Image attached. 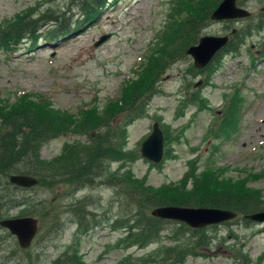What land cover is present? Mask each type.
<instances>
[{"label": "rangeland", "instance_id": "1", "mask_svg": "<svg viewBox=\"0 0 264 264\" xmlns=\"http://www.w3.org/2000/svg\"><path fill=\"white\" fill-rule=\"evenodd\" d=\"M72 1L0 0V23L15 19L28 9L35 10L31 17L35 18L50 8L66 10L74 25L81 16ZM176 1L107 0L91 23L77 28L74 25L75 29L66 37L51 43L44 38L51 27L39 26L35 32L39 35L37 39L24 38L13 48L0 50V107L12 104L19 94H27L33 99L42 98L68 118L71 115L81 120L84 117L81 109L92 105L103 108L106 101L120 95L122 86L145 71L167 28L184 17L183 10L177 11ZM238 5L250 13L248 19L208 20L198 37L221 36L232 28L239 30L247 24L257 27L264 23V0H238ZM257 29L241 41L236 53H219L208 70L194 72L189 67L191 59L186 56L160 75L157 93L149 100L144 114L126 128L124 149L138 153L141 141L152 124L157 123L165 152L157 165L141 157L128 163L126 167L134 177L153 188H161L177 183L190 169L194 177L206 168L223 171L230 177L251 173L257 177L246 187L264 194V25ZM101 37L103 40L96 44ZM231 105L232 111L237 109L234 129L230 128L227 139L215 140V132ZM75 141L84 142V137L66 134L48 140L42 144L39 156L43 160L56 158L63 145ZM121 165L111 162L110 171L121 170ZM186 186L190 187L191 181ZM66 193L67 187L60 183L35 186L15 193L18 198L23 197L27 206L19 202L4 214L12 217L25 215L26 210L37 212L38 203H44V209L53 215L83 197H94L97 208H92L93 211L107 221L86 235L75 237L82 264H123L129 258L131 264H138L135 259L171 245L161 239L162 242L140 249L124 245L118 248L116 241L125 231L124 220L119 217L121 207L118 210L113 191L100 187L80 190L71 196ZM116 217L119 227L112 229L110 223ZM48 223L50 219L45 218L38 225ZM177 226L165 223L161 234ZM62 228L51 236L38 230L25 250L0 228V264H49L74 238L73 225ZM203 236L207 246L201 249V254L187 257L180 264H264V224L233 220L204 228Z\"/></svg>", "mask_w": 264, "mask_h": 264}, {"label": "trees", "instance_id": "2", "mask_svg": "<svg viewBox=\"0 0 264 264\" xmlns=\"http://www.w3.org/2000/svg\"><path fill=\"white\" fill-rule=\"evenodd\" d=\"M72 2L76 3L81 16L80 21H75L77 28L91 23L106 0ZM219 2L220 0H177V11L183 10L184 17L175 20L177 22L167 28L163 42L158 50L152 52L156 56L149 59L145 71L122 86L120 95L106 101L103 108L92 105L81 109L84 110L81 120L72 118L71 115L68 118L42 98L33 99L27 94L17 95L10 105L4 103L0 107V217H4V212L17 206L19 202L27 206L23 197L18 198L15 193L26 192L28 189L8 184L6 177L10 174L32 176L37 180L36 186L40 187L63 184L67 187L66 196L80 190L91 191L105 187L113 191L118 210L121 207L119 217L124 220L123 239L115 246L140 249L166 239L171 243L170 246L159 247L153 255L135 260H138V264H180L187 257L200 255L201 249L207 246L203 229L193 230L179 223L152 218L148 215L151 208L175 205L227 209L236 212L238 217L235 220L244 224L249 222L243 216L264 211V194L246 187L257 177L251 173H246L245 177H230L223 171L206 168L198 177H194V171L190 169L177 183L153 188L146 185L143 179L134 177L126 167L139 158L135 150L124 149L127 126L144 114L149 100L157 93L156 83L160 75L171 64L186 57L185 49L195 44L201 27L209 20L210 13ZM34 12V9H28L19 17L0 23V50L13 48L24 38L37 39L39 35L35 32L39 26L51 27L46 30L48 37H44L48 40L63 38L75 29L70 20L72 16L66 10L46 8L37 17L31 18ZM173 19L175 16L170 23ZM263 25L264 23L259 26ZM259 26L247 24L237 30L219 53H236L241 41L250 36L253 30L257 32ZM211 62L202 70H197L192 65L189 67L194 72H201L208 70ZM231 109L232 105L225 112L220 128L215 132V140L227 139L229 130L234 129L237 109ZM66 134L82 136L84 142L75 141L63 145L61 153L51 160L40 158L39 150L43 143ZM164 152L163 150V154ZM111 162H120L122 169L111 172ZM190 181L191 186L187 187ZM96 203L94 197H83L63 207L62 211L56 210L53 215L44 209V203H38L37 212L25 211V215L36 217L38 222L50 219L47 226L45 224L38 229L43 231L44 236L58 234L66 224L74 226L71 244L49 264H82L77 256L79 242L74 240L75 237L84 236L107 221L102 214L98 215L93 211L92 208H97ZM165 223L178 226L161 234ZM110 227H119L117 217L110 223ZM129 261L130 258L123 264H131Z\"/></svg>", "mask_w": 264, "mask_h": 264}, {"label": "water", "instance_id": "3", "mask_svg": "<svg viewBox=\"0 0 264 264\" xmlns=\"http://www.w3.org/2000/svg\"><path fill=\"white\" fill-rule=\"evenodd\" d=\"M248 16L249 13L247 11L235 5V0H221L210 13L209 19L221 21L243 19ZM234 32L235 30L232 29L231 33ZM103 38L101 37L96 44H99ZM227 41V35L201 36L195 45L185 50V55L192 59L194 68L202 69ZM162 140V132L158 124L153 123L150 133L139 146L140 156L151 163H158L162 158ZM7 181L22 188H29L36 184V180L28 175H9ZM149 215L160 220L179 222L191 229L217 225L236 217V213L225 209L172 205L154 207L149 211ZM245 218L252 222L264 223V211L246 215ZM0 227L6 229L9 234L14 236L17 244L22 249L30 245L37 230L36 220L29 216L2 219L0 220Z\"/></svg>", "mask_w": 264, "mask_h": 264}, {"label": "bare ground", "instance_id": "4", "mask_svg": "<svg viewBox=\"0 0 264 264\" xmlns=\"http://www.w3.org/2000/svg\"><path fill=\"white\" fill-rule=\"evenodd\" d=\"M74 21V20H73Z\"/></svg>", "mask_w": 264, "mask_h": 264}]
</instances>
